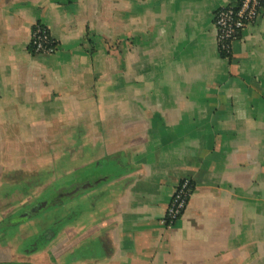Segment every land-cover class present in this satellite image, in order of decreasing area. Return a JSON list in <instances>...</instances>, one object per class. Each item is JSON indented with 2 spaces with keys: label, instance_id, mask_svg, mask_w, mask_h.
Masks as SVG:
<instances>
[{
  "label": "crops",
  "instance_id": "0c3cea01",
  "mask_svg": "<svg viewBox=\"0 0 264 264\" xmlns=\"http://www.w3.org/2000/svg\"><path fill=\"white\" fill-rule=\"evenodd\" d=\"M237 1L122 0L118 76L110 75V0H0V204L19 196L23 165L49 180L78 155L55 150L102 149L109 218L81 225L68 259L100 247L102 256L75 258L264 264V8L225 57L214 14ZM36 24L49 30L54 53L30 49ZM47 165L54 169L38 173ZM183 178L194 190L167 225Z\"/></svg>",
  "mask_w": 264,
  "mask_h": 264
},
{
  "label": "rangeland",
  "instance_id": "374dc122",
  "mask_svg": "<svg viewBox=\"0 0 264 264\" xmlns=\"http://www.w3.org/2000/svg\"><path fill=\"white\" fill-rule=\"evenodd\" d=\"M121 61H122V0H110V65L112 69L111 72H115L116 75H121ZM77 151L79 156L80 153L77 150H55L56 155L59 153L64 154V156L72 157L73 154ZM84 155L80 158L74 156V163L72 164H64L60 165L59 168H55V170L50 171L53 172L52 176L48 180H44V185L40 188H36L32 191V196L27 198L30 203H34L39 200L41 196L45 193V191L49 188V184L51 185L54 182L60 181V179L71 178L73 179H82V181H75L72 185L63 186L60 191H70L76 185H81L84 183L85 178H93L98 175H108L110 174V158L108 160L105 159L104 154L101 153L102 149H89L84 148ZM71 153V155H70ZM63 156V157H64ZM101 156V157H100ZM104 157V158H103ZM21 158L26 159V155L20 152V161ZM102 159L100 161H96V159ZM98 159V160H99ZM80 160V161H79ZM94 160V161H92ZM25 161V160H24ZM95 162H99L100 165ZM26 168V169H25ZM41 171L38 173L48 172L47 169H52L53 166H48L46 168L41 167ZM27 169L33 170L32 167H27V165H23L20 167L18 171L17 180H27L29 176L32 174H36V172L28 173ZM36 169V168H35ZM54 169V168H53ZM65 174V175H64ZM61 175L63 177L61 178ZM6 176V174H5ZM4 176V177H5ZM16 175H13V178ZM60 178V179H59ZM10 176L7 180H4V185L6 182H10ZM13 180H16L14 178ZM84 180V181H83ZM110 187V183L102 185L96 191L86 190L81 195L79 194V198L75 196V199L69 200L66 204V207L61 209L65 214V209L77 208V210L81 211L80 217L77 218V221L73 224H67L64 228L58 232L57 236L50 241V243L43 249L38 252H35L32 247H29V243H32L35 239L34 237L37 234L41 233H49V226L53 217L57 216L60 213L59 208H54L53 206H48L45 211H40L37 215L38 218L33 217L31 220H28L25 223L19 225L12 236L7 235V241L4 245L0 244V263H11V264H92L91 259H76L75 256L78 257H89L92 254L96 256H102L104 252L100 247L96 248V251H82L77 250L70 259H68L69 254L74 252V250L79 245V240L81 238V225L90 226L96 225L105 219H108V213H110V193L108 192V188ZM88 188V187H87ZM86 188V189H87ZM49 196L53 198L55 196V192L52 191L49 193ZM26 199V200H27ZM26 200H22L17 206L9 205V200H4L2 204H0V222L2 220H6L12 213H15L17 209H19ZM16 206V207H15ZM88 210H95L94 213L90 214L88 220H81V214L85 215ZM63 215V213H62ZM8 221V220H6ZM84 222L86 224H84ZM80 223V224H79ZM39 226V227H37ZM1 226V225H0ZM13 231V230H11ZM26 244V246H25ZM25 246V247H24ZM74 257V258H73Z\"/></svg>",
  "mask_w": 264,
  "mask_h": 264
},
{
  "label": "built area",
  "instance_id": "2783aa9c",
  "mask_svg": "<svg viewBox=\"0 0 264 264\" xmlns=\"http://www.w3.org/2000/svg\"><path fill=\"white\" fill-rule=\"evenodd\" d=\"M263 2L264 0H238L216 11L214 14L216 42L222 55L228 57L233 42L240 37L242 31L260 18L264 8ZM30 45L36 54H52L56 50V43L49 30L40 24L33 28ZM193 190L190 178L180 180L171 195L164 223L172 225L183 215Z\"/></svg>",
  "mask_w": 264,
  "mask_h": 264
},
{
  "label": "trees",
  "instance_id": "16d2710c",
  "mask_svg": "<svg viewBox=\"0 0 264 264\" xmlns=\"http://www.w3.org/2000/svg\"><path fill=\"white\" fill-rule=\"evenodd\" d=\"M30 49L33 51L31 45H30ZM96 164L100 165L99 162H97ZM102 177L103 178L107 177V178L93 181L91 182V184H88L89 186L88 185L86 186L87 182L83 180L84 183H82L81 185L80 184L76 185L73 188V190L70 191H60V190L63 188V186L72 185L73 183H75V181L76 182L80 180L82 181V179L71 180V178L69 179L65 178V179H60V181L58 182L52 183L51 185L48 186L49 188L45 191L43 196L39 198V200L31 204H24L19 209H17L14 215L9 216L6 219L8 221L4 219L2 220V222H0L1 225L0 240H3L4 242L7 241V235L9 236L10 234V236H12V234L15 232V229H17L20 224L25 223L28 220H31L33 217L38 218L39 216L37 214L40 211L41 212L45 211L48 208V206H53L54 208H59L60 213L57 216L50 219L51 223L52 222L53 223L50 224L49 226V233L37 234L34 237L35 239L33 240V242L29 243V247L30 248L32 247L31 250L34 249L35 252L43 250L50 243V241L57 236L58 232L61 231L65 225L75 223V221H77V218L80 217L81 211L77 210V208H72V207L71 209L66 208L65 214L61 209H63V207L65 208L68 202H71L69 200L75 199V196L78 197L79 194L81 195V193H83L84 191L95 189L103 184L110 182V174L106 176L104 175ZM42 183H43L42 177H37L35 180L32 179L31 177L27 178V180L21 179L18 184L19 196L17 198L7 196V199L8 200L12 199L11 204H15V203L18 204L21 202L22 199L25 198V196L28 193V189L31 190L38 184L40 185ZM52 191L55 192V196L53 198L49 196V193H51ZM1 264H11V263H1Z\"/></svg>",
  "mask_w": 264,
  "mask_h": 264
}]
</instances>
